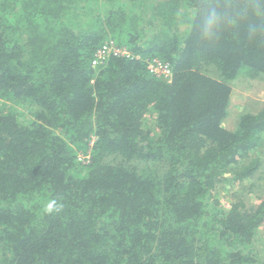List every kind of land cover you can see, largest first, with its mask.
Returning <instances> with one entry per match:
<instances>
[{
  "label": "trees",
  "instance_id": "1",
  "mask_svg": "<svg viewBox=\"0 0 264 264\" xmlns=\"http://www.w3.org/2000/svg\"><path fill=\"white\" fill-rule=\"evenodd\" d=\"M258 13L264 0H0V264H264V194L216 193L261 166L264 105L224 124L236 80L264 75ZM107 39L131 56L92 67Z\"/></svg>",
  "mask_w": 264,
  "mask_h": 264
},
{
  "label": "rangeland",
  "instance_id": "2",
  "mask_svg": "<svg viewBox=\"0 0 264 264\" xmlns=\"http://www.w3.org/2000/svg\"><path fill=\"white\" fill-rule=\"evenodd\" d=\"M260 76L254 78L245 76L241 80H236L231 94L230 115L224 121L226 127L233 129L237 123L236 116L242 111L255 112L264 105V75ZM258 153L261 166L250 179L246 180L247 185L246 183L231 185L225 182L216 188V193L221 200L229 202L231 199L242 197L248 203L258 202V196L264 194V143Z\"/></svg>",
  "mask_w": 264,
  "mask_h": 264
},
{
  "label": "built area",
  "instance_id": "3",
  "mask_svg": "<svg viewBox=\"0 0 264 264\" xmlns=\"http://www.w3.org/2000/svg\"><path fill=\"white\" fill-rule=\"evenodd\" d=\"M110 55H119L124 57H130L131 52L124 46H119L112 39H107L99 47H97L91 58V66L97 67L102 65ZM147 67L150 73L158 78L170 80L172 76V70L170 64L160 60L159 58H152L148 61ZM9 104V102L0 97V105ZM93 144V137L90 139L89 146L86 151H79L77 159L82 163H88L90 159V148Z\"/></svg>",
  "mask_w": 264,
  "mask_h": 264
},
{
  "label": "clouds",
  "instance_id": "4",
  "mask_svg": "<svg viewBox=\"0 0 264 264\" xmlns=\"http://www.w3.org/2000/svg\"><path fill=\"white\" fill-rule=\"evenodd\" d=\"M258 14H264V13H258ZM215 14L211 13L206 18H204L202 21H199L198 24H195L196 27H199L202 36H210L213 32V26L215 23L214 19ZM259 26L254 25L250 31H257ZM261 31H264V29H260ZM63 207L62 204H59L56 200H51L48 203H46L44 207V211L46 213H52L53 211H59Z\"/></svg>",
  "mask_w": 264,
  "mask_h": 264
}]
</instances>
